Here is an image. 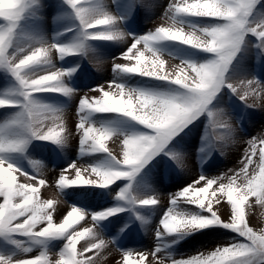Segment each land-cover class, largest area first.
<instances>
[{
	"label": "snow or ice",
	"instance_id": "6c2138e0",
	"mask_svg": "<svg viewBox=\"0 0 264 264\" xmlns=\"http://www.w3.org/2000/svg\"><path fill=\"white\" fill-rule=\"evenodd\" d=\"M79 21L81 32L75 42L45 46L43 37H26L34 41L28 48L18 46L20 34L18 29L26 15L35 6L37 0H0V68H6L15 78L18 88L5 96H0V109H17L11 117L0 122V237H28L33 243L42 245L39 255L34 257L0 255V264H94L91 257L79 259L82 253L77 252V243L92 229L77 231L74 225L83 219V208L72 207L61 223L53 221V201H41L38 187L31 183L18 182L14 173L24 175L28 180H35L25 170L10 162L12 154L25 151L29 138L40 139L57 145H66L68 137L56 127L45 126L49 117L59 119L63 109L38 99L35 94L58 93L64 97H72L76 89L65 82L64 77H70L74 69L51 70L54 68L50 57V49H55L64 59L66 56L80 55L87 50L88 41L126 42L129 33L120 30L119 18L108 14L98 3V0H65ZM258 0H179L170 3L166 15L171 21L170 26H160L142 36H132L131 43L120 57L129 63H115L113 72L119 74H136L153 79L169 81L178 87V91L158 93L146 90L130 89L115 79L108 83L110 90L98 86L89 91L98 93L89 97L87 94L79 99L77 114L79 122L77 131L80 133L79 151L81 155L97 153L106 154L108 159L90 165L91 173L97 180L82 178L81 169L75 163L68 167L75 170V178L68 179L63 169L59 176L57 187L65 188L99 187L109 188L116 181L126 180L116 194V199L126 201L130 205L154 206L158 200L152 196L141 198L134 194L133 181L143 168L159 153H161L184 128L208 112L210 118L223 117L224 113L209 111L218 93L224 88H230L237 93V87L229 82L226 73L232 65L242 46L247 44L246 38L255 36L260 49H264V23L252 24V15ZM184 17L207 18L215 23L206 26L186 24ZM99 26H104L103 28ZM187 28V31L185 30ZM173 41L209 53L211 58L200 63L182 61L179 71L173 76L165 73V61L157 45ZM38 45V46H37ZM142 45L143 47H138ZM16 48L10 53L9 49ZM146 53L149 55L146 56ZM115 59V58H114ZM134 61V63H132ZM194 75L190 76L187 70ZM45 73V74H39ZM259 83L248 80L247 85ZM239 95V93H237ZM249 93L239 95L246 100ZM20 97L16 99L14 97ZM115 113L128 117L147 128L149 133H136L122 136V159H118L106 146V141L118 132L109 126L97 125L88 118L89 114ZM230 133V124L220 119L217 125ZM219 139H226L225 136ZM260 143L264 145V140ZM172 157L173 154L169 153ZM257 156L255 138L250 141V151L241 158L242 167L230 177L206 178L200 176L197 181L184 187L174 194L169 207L160 224L163 232L156 231L157 240L162 237L181 233L203 230L209 227H221L234 232L242 240H236L227 246H218L208 255L193 256L188 259L172 260V264H264V231H254L246 221L245 205L250 197H255L257 203H264V147L259 149V162L253 171H249ZM179 162V156H175ZM39 162L32 163L33 166ZM88 169H84L87 171ZM227 178L228 182L223 183ZM243 177V183L238 180ZM204 182V186L196 185ZM39 185L45 180L39 179ZM218 188L213 189V185ZM217 193L226 196L231 206L228 221L221 219L213 208V200L221 203ZM195 206L199 211L179 209L178 199ZM207 201V203H206ZM121 207H113L91 214L94 224L99 225L110 216L124 211ZM207 213V215H205ZM63 240L59 252L60 259L50 260L49 247H43L45 242ZM93 239L95 235L93 234ZM17 244L16 240L12 241ZM105 246L103 239L99 243H90L84 252L99 250ZM164 250L157 243L153 257ZM124 264H133L130 257L132 250H123ZM23 253H32V248L24 247ZM135 264H144L146 253H138ZM156 264H164L157 260Z\"/></svg>",
	"mask_w": 264,
	"mask_h": 264
},
{
	"label": "rangeland",
	"instance_id": "374dc122",
	"mask_svg": "<svg viewBox=\"0 0 264 264\" xmlns=\"http://www.w3.org/2000/svg\"><path fill=\"white\" fill-rule=\"evenodd\" d=\"M179 0H98V3L110 15L119 18L120 30L132 36H142L150 30L154 31L160 26H170L171 21L166 15L170 3ZM186 24L206 26L215 21L207 18L184 17ZM252 24L264 23V0H258L252 15L249 17ZM0 23H3L0 20ZM103 28L104 26H99ZM187 31V28L185 29ZM81 27L72 10L65 0H37L35 6L26 15L18 29L20 34L18 46L28 48L34 41L26 37H43L45 46L52 43L66 44L75 42L80 35ZM131 35L126 42L116 41H88L87 50L80 55L66 56L60 59L55 49H50V57L54 68L51 70L74 69L70 77H64L65 82L76 89L72 97H64L58 93L35 94L38 99L48 104L63 109L59 119L49 117L45 120V126L56 127L63 135L68 137L66 145H57L40 139L29 138V143L22 153L12 154L10 162L25 170L35 180H28L24 175L14 173L18 182H31L38 187L41 201H53V221L61 223L72 207L83 208V219L74 225L75 230L82 231L85 228L92 229L77 243V252L82 253L79 259L91 257L94 264H124L123 250H132L130 260L133 264L139 259L138 253H146L147 259L144 264H156L157 260H163L164 264H172V260L188 259L198 255H208L218 246H227L236 240H242L234 232L221 227H209L203 230L181 233L174 236L165 235L160 241L157 240L156 231L163 232L160 224L166 210L171 207V199L184 187L197 181L200 176L206 178L230 177L242 167L241 158L246 151H250V141L255 138L257 156L249 171H253L259 162V149L264 147L260 143L264 140V49L256 45L258 39L251 34L246 38L247 44L242 46L232 65L226 73L229 82L237 87V93L243 95L249 93L246 100L240 98L230 88L224 87L209 105V111H221L223 117H217L214 121L208 112L201 114L186 128L178 133L168 146L156 155L138 174L133 183L134 194L141 198L152 196L158 200L154 206L130 205L126 201L116 199L119 190L129 183L126 180L116 181L109 188L77 187L65 188L63 191L57 187L59 176L63 169L68 179L75 178V170L68 166L75 163L81 169L82 178L97 180L91 173L90 165L107 160L106 154L97 153L81 155L79 148L80 133L77 131L79 117L77 107L79 99L88 95L92 97L98 93L89 91L98 86L105 90L108 83L115 79L127 88L146 90L158 93H171L178 91L176 85L169 81L153 79L136 74H119L113 72L115 63H129L120 57L131 43ZM38 46V45H37ZM138 47H143L138 45ZM165 61V73L173 76L182 61L193 63L204 62L211 58L209 53L187 45L167 41L156 46ZM16 48L9 49L15 52ZM149 55L146 53V56ZM115 58V59H114ZM134 63V61H132ZM190 76L194 75L187 70ZM45 74V73H39ZM248 80L259 83L247 85ZM18 83L6 68H0V96L7 95L17 89ZM20 99V97H14ZM17 109H0V122L11 117ZM91 122L114 128L118 136L106 141V146L118 159H122L123 145L122 136L136 133H149L150 130L131 120L115 113L89 114ZM220 119L227 121L232 131L230 133L219 128ZM225 136L226 139H219ZM169 153L173 154L171 157ZM175 156H179V162ZM39 162L33 166L32 163ZM84 169H88L84 171ZM225 177L223 183L228 180ZM45 180L44 185H39L38 180ZM243 177L238 183H243ZM197 187L204 186L200 181ZM218 188L213 185L211 193ZM221 203L213 200V208L221 219L228 221L231 215V206L227 203L226 196L217 193ZM2 202V198H0ZM207 203V201H206ZM179 209L199 211L193 205L184 202V198L178 199ZM121 207L125 209L110 216L99 225L94 224L91 214L105 209ZM246 221L254 231H264V203H257L255 197H250L245 205ZM207 215V213H205ZM93 234L95 239H93ZM105 241V246L99 250L93 249L84 252V248L90 243ZM16 240L19 244H13ZM65 242L61 240L45 242L43 247H49V258L53 262L60 259L59 252ZM157 243L164 246V250L153 257L152 253ZM32 248V253L24 254L23 248ZM42 245L32 242L28 237H0V255L18 258L19 256L34 257L39 255Z\"/></svg>",
	"mask_w": 264,
	"mask_h": 264
}]
</instances>
